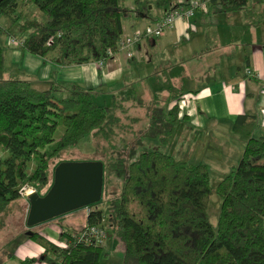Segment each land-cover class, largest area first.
Wrapping results in <instances>:
<instances>
[{
  "label": "trees",
  "instance_id": "trees-1",
  "mask_svg": "<svg viewBox=\"0 0 264 264\" xmlns=\"http://www.w3.org/2000/svg\"><path fill=\"white\" fill-rule=\"evenodd\" d=\"M178 1L135 0V8L129 9L120 0H0V19L12 21L9 29H0V33L17 38L21 41L18 48L33 56L45 58L56 53L52 61L59 66L97 63L118 52L123 20L159 22L178 9ZM254 3L264 5L263 0ZM20 4L35 6L45 23H21L24 14L17 15ZM207 7L206 13L214 16L241 13L243 29L264 21V12L253 13L249 0H208ZM154 10L158 17H153ZM158 38L146 39L150 49ZM4 63L0 47V214L22 199L26 188L43 197L52 185L47 174L61 162L64 152L88 135H104L117 120L113 113L121 102L137 94L134 88H127L112 95L109 106H100L94 102L92 90L73 84L39 90L29 81L7 75ZM180 70L185 73L183 67ZM201 81H208V73ZM169 94L173 104L167 113L168 123L174 127L181 121L184 94L177 88ZM256 128L254 116H238L234 124L233 130L245 139V146L236 167L216 187L221 199L216 231L207 216L212 195L207 165H188L150 151L126 165L116 201H109L105 187L109 168L102 161L101 198L108 207L105 212L89 210L79 233L61 230L59 241L67 248L35 232L27 238L42 248L40 261L45 264H99L105 257L103 245L76 241L89 227H101L107 237L121 241L122 264H264V138L253 136ZM31 160L35 164L27 172ZM35 262L24 259L21 264Z\"/></svg>",
  "mask_w": 264,
  "mask_h": 264
},
{
  "label": "crops",
  "instance_id": "crops-1",
  "mask_svg": "<svg viewBox=\"0 0 264 264\" xmlns=\"http://www.w3.org/2000/svg\"><path fill=\"white\" fill-rule=\"evenodd\" d=\"M189 1L191 0H182V5L186 6ZM201 2L202 11H196L189 19L176 20L173 28L166 30L153 43L152 49L149 47L150 42L146 40L137 45L134 48L136 56L132 59L127 60L122 52H117L101 68H97L95 63L59 66L52 61L56 53L42 58L10 44V60L23 61L26 74L35 75L39 84L45 87L73 84L92 90L96 96L103 95L107 90H111L108 93L111 95L127 88L136 90L141 80L149 78L152 79L151 82L155 80L167 84L168 92L171 89H181L184 97L180 102V116L188 124L185 138L187 141L191 140L194 151L203 147L215 162L220 158L215 152L216 148L221 147V142H229L236 135L233 127L238 116H254L257 120L254 132L258 130L256 136L264 138V21L259 26L243 29V16L235 13L228 15V27H222L219 15L206 13L208 0ZM120 3L124 4L125 1L120 0ZM249 6L255 14L264 12V5L254 3V0H249ZM126 8L134 9L135 5ZM152 15L158 17L159 13L154 10ZM208 19H214L216 28L211 27L212 22H208ZM191 21L195 27L190 24ZM149 25L151 22L146 20H123L122 37ZM166 62L172 65L159 68V64ZM178 64L180 68H184L185 73L178 68ZM205 73H208V81L202 82L201 78ZM15 76L22 80L18 75ZM156 84L154 82V91L150 93L158 96ZM169 96L170 94L168 103ZM172 104L169 103V109ZM244 146L245 140L242 139L241 149L234 154L227 156L220 152L225 157L221 160L228 163L229 168H235ZM202 160L200 164H203ZM204 164L209 168V163ZM226 170L225 167L223 174L229 172ZM22 200L26 202V206L21 225H26L29 204L26 198ZM59 228L61 227L57 223L49 226L46 222L32 228V232L61 246L63 243L59 241ZM17 240L21 241L22 238ZM25 244L33 251L32 254H22L21 250L13 254H1L0 264H21L24 259H34L35 264H45L40 261L44 253L42 248L30 240Z\"/></svg>",
  "mask_w": 264,
  "mask_h": 264
},
{
  "label": "rangeland",
  "instance_id": "rangeland-1",
  "mask_svg": "<svg viewBox=\"0 0 264 264\" xmlns=\"http://www.w3.org/2000/svg\"><path fill=\"white\" fill-rule=\"evenodd\" d=\"M124 1V4H120L125 7L134 5L133 0ZM20 13L21 15L24 14L20 20L21 23L25 20H36L39 23H45L46 21L44 15L33 5L20 4L17 9V15ZM219 16L218 20H220L221 26L228 27L226 23L228 16ZM209 21L210 23L212 22L211 27L216 28L214 19H208V22ZM11 22L12 21L8 19L1 18L0 29L8 30L12 25ZM190 24L194 26L192 21ZM12 31L13 30H11V32ZM11 39L21 42L15 37L12 38L11 35L6 32L0 33V47L6 59V64L4 63L5 73L7 75H18L22 80L28 79L24 81L33 82V87L36 89H47L49 86L45 87L39 84L35 75L26 74L23 61L13 60V62H11V57L9 56ZM124 55L128 60L126 54ZM132 56H136L134 49H132ZM151 80L150 78L141 80V82L137 84V94L135 98L130 99L128 102H121L120 107L113 113L117 120L111 125L109 131H105L104 135L98 136L99 138L93 137L92 135L86 136L73 148L64 152L60 159V163L99 161L103 164L104 162L106 166H108L110 174L109 182L105 184L109 193V201H116L122 192L126 178V165L136 160L143 152L158 151L175 160L183 161L188 165H198L200 161L204 159L202 160L203 164L209 163L210 188L212 191L207 209V216L212 229L216 231L221 199L216 194L215 190L218 183L228 175L232 169L228 167V163L221 160L225 157H222L223 154L220 152L226 153L227 156L230 153L234 154V152L241 149L242 139H245L241 135L236 134L231 137V140H228L229 142H221V147L216 148L215 151L220 158L215 162L207 155L209 152L206 154V150H204L203 147L200 146V148L194 151L191 146V140L187 141L185 138L188 124L183 120L178 122L174 127L168 123L169 117L167 116V112L169 109V92L167 90V84H162L154 80L155 84L157 82L156 91L157 93L159 92L157 96L156 93H150L154 91L152 89L154 82H151ZM110 92L111 90H107L103 95L95 96L94 102L100 106H109L112 96L108 94ZM60 133L61 128L57 130L56 138L59 137ZM257 134L258 130L253 133V136L258 137L256 136ZM34 164L33 160L29 162L27 172L32 171ZM225 167L227 168L226 171H229L227 174H223L222 172ZM53 171L54 170L51 168L47 174L49 184L53 182ZM23 198L25 197L23 196ZM25 206L26 202L20 199L10 203L6 210L0 214V255L5 253L13 254L20 250L21 253L25 255L33 253L28 247L30 243L27 245L25 244L29 240L26 234L32 231L26 228V225H21ZM107 207L108 204L104 197H102L98 203L66 214L60 217L62 219L56 221V223L61 227L59 228L61 230L64 229L72 233H79L86 223L88 210H101L105 212ZM50 222H48L49 226L56 225V223ZM18 238H22V240L19 241L17 240ZM102 254H104L105 257L101 258L99 264H122L123 245L121 241L116 237H107L103 242ZM8 264L17 263L8 262Z\"/></svg>",
  "mask_w": 264,
  "mask_h": 264
},
{
  "label": "water",
  "instance_id": "water-1",
  "mask_svg": "<svg viewBox=\"0 0 264 264\" xmlns=\"http://www.w3.org/2000/svg\"><path fill=\"white\" fill-rule=\"evenodd\" d=\"M102 188L101 162L59 163L53 171V182L48 192L43 197L36 192L26 196L29 204L26 227L32 229L98 203L101 200ZM31 235L32 232L26 234Z\"/></svg>",
  "mask_w": 264,
  "mask_h": 264
},
{
  "label": "built area",
  "instance_id": "built-area-1",
  "mask_svg": "<svg viewBox=\"0 0 264 264\" xmlns=\"http://www.w3.org/2000/svg\"><path fill=\"white\" fill-rule=\"evenodd\" d=\"M178 3L180 4L178 9L170 13L165 19L159 22H154L153 24L146 26L141 30H137L130 35L123 36L118 44V52L126 54L128 59H132V49H134L137 45L141 44L147 38L161 37L166 30L173 28L176 20L188 19L194 15L198 8L202 7L199 0H191L186 3V6L182 5V0H179ZM10 44H12L13 47H19L21 42L11 40ZM110 56L112 57V55ZM104 62L105 61H100L95 64L97 68H101ZM248 74L251 75L250 73ZM32 192H34L33 189L26 188L21 194L26 198V196ZM106 238L107 233L103 228L89 227L76 238V241L82 242L86 245H103ZM60 247L67 248L68 246L66 244H62Z\"/></svg>",
  "mask_w": 264,
  "mask_h": 264
}]
</instances>
